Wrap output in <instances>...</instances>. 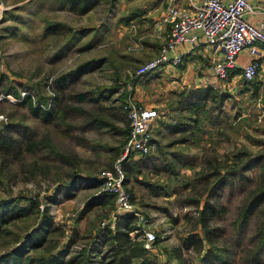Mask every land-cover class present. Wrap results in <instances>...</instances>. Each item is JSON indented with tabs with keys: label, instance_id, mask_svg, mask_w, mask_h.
<instances>
[{
	"label": "rangeland",
	"instance_id": "374dc122",
	"mask_svg": "<svg viewBox=\"0 0 264 264\" xmlns=\"http://www.w3.org/2000/svg\"><path fill=\"white\" fill-rule=\"evenodd\" d=\"M152 1L87 0L82 10L81 3L69 0H0V133L18 139L21 148L19 153L0 149V199L39 196L40 211L47 208L58 228L51 238L62 244L71 241V253L89 245L94 261L107 251L104 238L95 232L109 217L98 205L103 202L102 185L96 187L91 178L111 168L123 147L129 122L122 106L134 101L127 82L140 78L135 71L143 64L131 41V25L138 24ZM85 62L89 71L81 72L78 67ZM232 73L227 80L210 83L209 90L202 89L203 109L189 115L199 118V130L192 140L186 136L190 141L183 147H174L184 154L183 161L170 171L164 169V176L159 172V182L171 197L147 200L164 204V220L133 201L158 238L149 250L156 264L168 260L164 248H176L188 264H264V247L252 251L260 242L262 202L252 205L239 229L236 222L242 207L264 186V161L259 157L264 150V92H245L241 81L229 90ZM239 77L247 82L240 72ZM135 85L143 99L146 94L161 97L160 87L151 82L146 86L137 80ZM168 96L171 106L173 97ZM40 97L43 102L38 103ZM55 106L65 110L64 124L56 120ZM100 120H108L111 127ZM156 125L157 120L153 136ZM177 137L170 134L167 141ZM29 140L39 142L32 152L26 151ZM172 158L164 151V160ZM212 158L232 170L224 185L211 195H205L200 183L184 187ZM155 172L142 173L143 178L156 180ZM130 186L134 184L125 187ZM207 202L202 231L197 220Z\"/></svg>",
	"mask_w": 264,
	"mask_h": 264
},
{
	"label": "crops",
	"instance_id": "0c3cea01",
	"mask_svg": "<svg viewBox=\"0 0 264 264\" xmlns=\"http://www.w3.org/2000/svg\"><path fill=\"white\" fill-rule=\"evenodd\" d=\"M172 1L178 6L189 10H194L199 4V0H164V2L163 0H153V4L148 8L147 13L138 19V24L131 25V27L134 28V37L131 41L137 51H139V63H144L153 59L157 55L160 45L166 41L170 30V24L166 20L165 9ZM224 1L229 2L232 0ZM251 7L252 12L246 17L247 21L252 24L264 22V0H252ZM258 48L261 55L259 57L260 69L256 78L251 82H244L239 77L241 66L245 65L250 60V56L246 52H243L238 57L237 68L233 72L235 73L234 79L227 83L229 90L237 86L236 81H241L244 83L245 92L258 91L259 93L261 90L264 92V47L259 45ZM174 55H179L182 58L178 66H165L164 68H158L143 75L140 77L141 79L138 77L136 78L139 82L143 81L146 86L150 82L152 83V87L159 86L161 91L160 98L156 96V98L153 97L150 99L147 96L148 94H146V98L143 99L140 90L135 85L137 80L135 81V86L132 85V80L130 83L127 82V86L130 87L134 94V96L130 94V96H133L132 100L157 109L158 118L156 125L157 130L152 139L151 153L147 156L133 154V156L124 163L125 168L126 166L128 168H126L127 171L124 170L127 180L125 185L134 184V186H130L128 190L137 207L144 208L147 212L153 213L154 216L160 213L162 221L164 220V204L153 203L147 199L160 198V200L164 201V197H171L166 194L167 192H164V184H160L159 181L162 180H159L158 177H160V175L164 176V169H171V167L177 166L179 162L183 161L184 154L179 153L174 147L179 145L183 147L188 141L192 140L191 130L193 126L191 120L195 117L189 116L193 113L191 111L193 108L192 106L196 102L206 101V98H204V95H201L200 92L202 89L204 90L202 93L205 92V89L210 87V83L217 81L211 66L223 56L221 51L204 42L203 39L193 47L188 45L178 46L172 52V56ZM170 93L172 94L171 97H173V102L171 106H167V103L170 101V97L168 96ZM151 94H154V91H151ZM190 94L192 95L190 96ZM259 101H261V98ZM186 124H189V126L187 127ZM170 134L178 137L167 141V137H169ZM187 135L190 136V140L186 138ZM164 151L173 155L171 159L173 162L164 160ZM153 170H156L153 175L156 180L149 177L143 178L144 173H149ZM159 172H161L160 175ZM103 206L106 212L108 208H111L109 204ZM112 208H114V206H112ZM117 221L118 225L124 228L126 226H131L132 223L135 227H138L136 219L129 213L118 215Z\"/></svg>",
	"mask_w": 264,
	"mask_h": 264
},
{
	"label": "trees",
	"instance_id": "16d2710c",
	"mask_svg": "<svg viewBox=\"0 0 264 264\" xmlns=\"http://www.w3.org/2000/svg\"><path fill=\"white\" fill-rule=\"evenodd\" d=\"M69 1L71 4L81 3L80 6L82 10L86 8L87 0ZM89 44L87 46H89ZM93 61L97 63H100L101 61L102 63V59H96ZM88 63L89 62H85L84 64L80 65L78 69H82L81 72L89 71V68L86 67ZM135 81L136 80L134 78V80L131 82L132 85L135 84ZM101 92L102 91H99L98 93ZM107 97L108 96L105 95L103 99H107ZM127 101L128 100L125 102ZM37 102H43V98L40 97ZM203 105L204 104L201 101L196 102L192 106V110L199 111L200 109H203ZM53 110L56 120L64 124L66 120L65 110L56 106ZM94 119H96V117L92 116L91 120ZM191 121L194 123L191 134H194L195 131L199 130V118L194 117ZM100 123L105 127H111V123L108 120H100ZM186 125L187 127L189 126V124ZM125 135L126 138L123 145L125 144L129 135L128 127L125 130ZM43 141L47 142L46 138ZM38 143L39 142H33L29 140L26 144V151H34ZM0 149L6 153L12 149L19 153L21 149L20 141L7 136L5 132H1ZM121 150L122 148L119 149L117 158L120 156ZM259 157L264 161V150L262 153H260ZM128 159L129 158L127 157V160ZM250 160L251 158L247 159V162ZM124 163L125 161L122 162V166ZM233 166L235 167V164H233ZM126 168L124 165L123 169L127 171L128 168ZM168 170L170 171L169 168ZM261 171L264 178V163L262 165ZM231 172L232 170H230V166L228 164L220 162V160L217 158L208 159L207 164L202 165L200 170L195 172L194 179L192 181H188L183 186L187 188L191 187L192 189L196 188L197 183H200L202 184V189L203 192H205V195L206 193L211 195L215 189L221 188L224 185L227 176L231 174ZM91 179L92 184H94L96 187L101 184V181L98 179V177ZM126 181L127 180L125 179V184ZM251 197L252 198H250L248 203L242 207L236 219L238 229L242 226L243 220L247 216L252 205L258 201L262 202V205L264 206V186L259 188L257 192H255V194ZM100 198L103 199L104 202L99 203V205L109 204L111 206V208H108L106 212L107 216L110 217L113 213L111 212L113 209L112 206H114L115 209L114 198L111 197V195L104 193L101 194ZM40 200L41 199L39 196L0 199V264H156L153 261L154 256L152 255L154 254L150 253L149 250L145 249L144 247V242L140 237L141 234L139 232V227H135L132 223L131 226H126L124 228L118 225V221H116L113 229L107 226L95 232L96 235L102 236L104 238V241L106 242L105 244L108 247L105 254H102L98 260H93V252L91 251L89 245L86 248H82L78 252L71 253L69 248L71 241L68 240L66 243L62 244V242H60L58 239L51 238V235L55 234L58 231V228L53 226L52 216L48 214L47 208H44L42 211H40ZM195 201L199 203L200 199ZM208 206V202L205 203L197 220L198 226L202 231L206 230L205 224L207 219L206 215L209 212ZM132 232L133 234H131ZM258 235L260 242L257 244L256 249L252 250L253 252L262 250L264 247V222L263 226L258 232ZM157 239L158 238L156 237V240L153 243L154 245L157 243ZM61 244L63 245L62 247H60ZM214 251L218 253L219 257L223 256L222 251L219 248H214ZM164 254L167 256L168 260L163 264H188L187 260L178 254L176 248H164ZM66 257H68L67 261Z\"/></svg>",
	"mask_w": 264,
	"mask_h": 264
},
{
	"label": "built area",
	"instance_id": "2783aa9c",
	"mask_svg": "<svg viewBox=\"0 0 264 264\" xmlns=\"http://www.w3.org/2000/svg\"><path fill=\"white\" fill-rule=\"evenodd\" d=\"M251 1L199 0L194 10L170 2L165 9L166 20L170 24L166 41L158 55L140 65L135 75L143 76L165 66H178L182 58L172 56V52L180 45L196 46L203 39L223 54L220 60L212 64V72L217 80H227L237 68L239 55L246 52L250 60L241 66L240 74L245 81H253L260 69L258 46L264 47V22L252 24L247 21L246 17L252 12ZM123 111L129 122V135L115 164L98 175L102 191L113 196L115 204L111 218L108 222L103 221L101 226L113 229L118 215L129 213L136 219L145 249L151 250L156 235L151 230L152 224L135 207L125 187L126 174L122 162L130 153L139 156L151 153L157 113L131 100L124 103Z\"/></svg>",
	"mask_w": 264,
	"mask_h": 264
}]
</instances>
